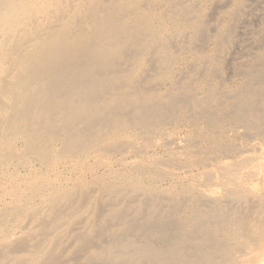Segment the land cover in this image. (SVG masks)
Segmentation results:
<instances>
[{
  "label": "bare ground",
  "instance_id": "1",
  "mask_svg": "<svg viewBox=\"0 0 264 264\" xmlns=\"http://www.w3.org/2000/svg\"><path fill=\"white\" fill-rule=\"evenodd\" d=\"M205 1L0 0V264H264V9Z\"/></svg>",
  "mask_w": 264,
  "mask_h": 264
},
{
  "label": "rangeland",
  "instance_id": "2",
  "mask_svg": "<svg viewBox=\"0 0 264 264\" xmlns=\"http://www.w3.org/2000/svg\"><path fill=\"white\" fill-rule=\"evenodd\" d=\"M211 1V2H210ZM227 1V0H226ZM228 1H230V0H228ZM232 1H235V0H231L230 2H232ZM264 0H252V2H249L250 4H249V6H251V8H257L256 9V11L258 12V13H260L261 12V10H263L264 9V2H263ZM206 2V7L208 8V7H210L212 4H215V3H217V2H219L218 0H206L205 1ZM255 2V3H254ZM254 3V5H251V4H253ZM211 4V5H210ZM259 8V9H258ZM222 22H224V19H222ZM253 27L255 28V26H254V24H253ZM253 27H251L252 29H253ZM250 39H251V37L249 36V41H247L248 43H250ZM209 46H207V48L208 49H206L205 50V53H206V51H207V53L208 54H211L212 53V50H213V46H212V44H208ZM211 48H212V50H211ZM233 51H234V49H233ZM232 51V52H233ZM211 52V53H210ZM187 55V56H186ZM189 57V58H188ZM189 59V60H188ZM187 61H190V56L188 55V54H185L183 57H182V59H181V61L179 60V62H177V65L175 66V71H178V70H180V67H182L181 69H183V66H182V64L184 63V64H186V63H188ZM183 64V65H184ZM185 66V65H184ZM177 69V70H176ZM186 73H188V71H186ZM189 73H193V71H191V72H189ZM188 73V74H189ZM233 80H232V83H237V82H240L241 81V78L240 77H233L232 78ZM238 79V80H237ZM235 81V82H234ZM185 129V128H184ZM187 129V128H186ZM185 129V130H186ZM184 132V133H183ZM183 134H185V131L182 129V131L178 134V137L179 138H183ZM237 139H238V141H240V142H238L237 141ZM237 141V142H236ZM235 142H236V144H237V146L238 147H242L241 148V151L244 149V147L246 146V143H244L239 137H236L235 138ZM253 142V140L250 142V144H253V143H255V140H254V142ZM242 143V144H241ZM245 144V145H244ZM244 145V146H243ZM159 151V150H158ZM246 154V153H245ZM112 163H114V161H111ZM197 181V182H196ZM194 182V183H193ZM200 182V180L199 179H194V180H192L190 183H192V184H194V185H197V184H200L199 183ZM197 183V184H196Z\"/></svg>",
  "mask_w": 264,
  "mask_h": 264
}]
</instances>
